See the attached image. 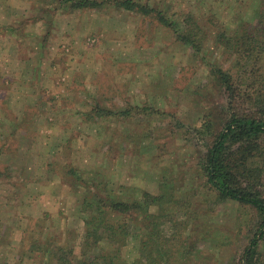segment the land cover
I'll use <instances>...</instances> for the list:
<instances>
[{"label": "rangeland", "instance_id": "obj_1", "mask_svg": "<svg viewBox=\"0 0 264 264\" xmlns=\"http://www.w3.org/2000/svg\"><path fill=\"white\" fill-rule=\"evenodd\" d=\"M155 1L144 3L170 9L183 20V32L190 27L184 25L186 16L193 14L198 33L208 34L202 49L177 39L156 12L122 13L111 0L95 8L97 13L94 8L71 12L60 0H0V264H57L61 246L87 261L98 257L100 264L104 247L118 255L116 264H145L138 250V222L132 227L135 241L120 238L107 245L104 240L82 255L84 217L90 212L82 210L85 197L94 198L99 188L109 197L140 199L142 187L175 199H200L192 207L201 216L198 226L193 230L191 224L185 233L180 220L190 210L182 201L166 204L173 218L164 232L173 257L165 264H242L260 219L250 207L216 200L208 190L200 156L211 141L208 133L190 130L209 116L216 131L230 111L250 113L253 102L243 93L255 89L248 79L258 67L237 71L241 85L237 90L233 83L231 92L220 86L212 67L234 63L216 36L247 28L258 33L264 0H160L159 6ZM121 29L119 36L135 41L125 46L123 56L115 45L100 44ZM132 53L136 60H126ZM39 55L42 63L34 60ZM261 60L257 65L264 74V56ZM147 87L157 92L150 96L151 108L143 110L136 105L148 99ZM161 100L172 104L162 108ZM117 103L131 111L129 117L93 111ZM12 125L16 136H5ZM12 157L19 163L12 164ZM25 169L37 173V181L47 169L41 175L43 188L41 182L29 183ZM258 184L261 191L264 177ZM150 211L159 213V206ZM113 215L108 221L123 220ZM261 245L258 262L264 264Z\"/></svg>", "mask_w": 264, "mask_h": 264}, {"label": "trees", "instance_id": "obj_2", "mask_svg": "<svg viewBox=\"0 0 264 264\" xmlns=\"http://www.w3.org/2000/svg\"><path fill=\"white\" fill-rule=\"evenodd\" d=\"M111 1L116 4L118 9L141 11L144 14L156 12L158 20L167 27L172 28L177 39L183 40L195 50L202 49L208 36L207 33L205 35L198 33L197 28L201 27L198 26L197 21L192 16L193 14L186 16L184 25L190 27L188 31L183 32L180 29L183 20L176 17V14L173 15L174 13L169 14L170 9H161V7L156 9L153 4L144 3V0ZM102 4H104V0H60V6L69 8L67 10L71 12L85 8L95 9L101 7ZM154 4L159 6L160 0H156ZM167 8H169L168 5ZM262 15L264 19V14ZM247 29H244V31L239 30L237 33L221 32L216 36L218 45L224 46L227 50L230 49V56H233L234 63L231 67H226L216 62L212 68L221 84L220 86L225 88L226 92L227 90L231 92L234 89V84L236 87L237 84L241 85L239 75L235 74L237 71L238 73H245L254 66L258 67L253 70L248 79L249 84H256L255 89L249 87L250 89H247V91L245 89L243 93L253 102L251 103L250 113L230 111L224 118L219 119L221 125L216 131L212 130L215 121L209 116L210 118L205 120L203 124L193 125L190 131L197 134L208 133L206 136L210 138L211 142H208V147L200 156L202 157L200 166L205 172L208 190L216 195V200L234 201L239 206L250 207L256 211L260 219L258 230L242 255V264H259L258 254L261 244L264 242V186L260 191L261 184H258L264 177L259 167L260 158H264V74L259 73L257 63L261 65V59L264 56V20L258 33ZM237 90H239L238 87ZM93 111L97 116L108 113L114 117H119V115L129 117L131 112L125 109L111 111L103 107ZM142 188L144 190L142 189L140 192L142 194L140 199L121 200L117 196L109 197L108 194L102 195L99 188L94 192V198L85 197L82 210L88 211L89 209L90 212H87L84 217L86 232L82 244V255L92 245L104 240L107 245L120 243V238L121 240L135 241L137 236L132 227L133 222H138L142 227L138 250L139 254L145 258V264H165L168 258L173 257V255L171 256L173 252L169 251V243L172 241L165 234L167 230L164 232L165 223L173 218L171 216L172 212L169 211L166 204L182 201L181 205L190 210L188 212L189 216L185 220L182 221L177 218L182 223L181 231L185 233L189 232L188 228L191 224H193L192 228L195 230L197 222L201 218L192 209L193 205L200 199L192 200V196L175 199V197L158 195L144 187ZM153 205L159 206V213L155 214L150 211V207ZM114 213L121 216L123 220L118 222L115 220L113 222L108 221L110 214ZM117 215L113 216L117 217ZM101 229L103 232L100 231ZM226 242L228 243L229 239ZM59 251L57 264H100L97 260L98 257H95L96 259H93V261H87L81 256L75 255V249L68 248V246H61ZM117 257V254L112 255L104 247L99 258L103 259V264H116L114 258ZM135 262L136 260L132 261V263ZM141 263L144 264L143 261Z\"/></svg>", "mask_w": 264, "mask_h": 264}, {"label": "crops", "instance_id": "obj_3", "mask_svg": "<svg viewBox=\"0 0 264 264\" xmlns=\"http://www.w3.org/2000/svg\"><path fill=\"white\" fill-rule=\"evenodd\" d=\"M95 10V9H94ZM118 10V9H117ZM119 10H121V12L122 13H124V11H123V9H119ZM96 11V10H95ZM95 11H93V12H95ZM96 13H97V11H96ZM42 19V20H41ZM39 22H40V24H42V22H43V18H40V20H39ZM122 33H123V31H122V29H121V31H117V30H115L114 32H112L111 31V34H112V36L111 35H109V36H107V37H104V40H102L101 39V42H100V44H103V45H107V44H111V45H115V46H112V47H115L114 48V51L116 52V54H119V55H122L123 56V54H124V48H125V46H129V45H132V46H134L135 45V41L133 40V39H127V40H124V38H123V36H119L120 34L122 35ZM38 34H42V31H39V33ZM119 37H118V36ZM114 37V38H113ZM100 41V40H99ZM42 45H43V43L42 42H40L39 43V45H38V47L41 49V47H42ZM128 55H131V57H129V58H126V60H136V59H134L135 57H133V53L132 54H128ZM42 55H39V56H37L36 58H34V60H36V61H39V62H41L42 63ZM22 58V57H21ZM27 59H28V55H27V58L26 59H24L25 61H27ZM123 59V58H122ZM23 60V58L21 59V60H19V61H22ZM136 78V77H135ZM131 95H133L132 94V92H130V91H128ZM147 94H148V99L146 98V97H143L142 98V100L136 105V106H141V109H143V110H145L146 108L147 109H150L151 108V106L149 105V104H151V102H150V96L153 94V95H156V92L157 91H153L152 89H151V87H147ZM145 92V93H146ZM156 97V96H155ZM145 98V99H144ZM111 103H112V101H111ZM160 103L161 104H164V105H161L162 106V108H167L168 107V104L170 105V104H172V103H167V102H165V101H163V100H161L160 101ZM120 106H122V105H119L118 103L116 104V106H109V107H105L104 105H103V108H105V109H109V110H121L122 108L120 107ZM109 120V119H108ZM17 122H21V120H19V121H17ZM116 122H117V120H116ZM16 129H17V127L16 126H14V125H12L11 126V131H9L8 133H6L5 134V136H10V135H15L16 136V133H15V131H16ZM21 135H22V133H21ZM23 136H20V142L21 143H23L22 142V140H23ZM17 139H19V137L17 138ZM22 145V144H21ZM18 147H20V146H18ZM17 150H18V148H17ZM9 158L12 156L11 154H9V155H7ZM14 157H16V155H13ZM14 157H12L11 158V161H12V164L13 163H15V164H18L19 163V161L17 160L18 159V157L17 158H14ZM11 164V165H12ZM47 169H44L43 171H40L39 173H40V175H39V177H40V179H39V181H37L38 180V178H36V174L33 176V174H30V172H26V169H25V175L26 176H30L29 178H30V180L33 182H29L30 184H33V187H35L36 186V182H41V187L40 188H43V185H44V183H43V178H42V176H44V174L43 173H45V171H46ZM42 175V176H41ZM54 177H56L55 175H53L52 176V178L51 179H53ZM39 191L41 190V189H38ZM45 192V190L44 189H42L41 190V192L40 193H43V192Z\"/></svg>", "mask_w": 264, "mask_h": 264}]
</instances>
